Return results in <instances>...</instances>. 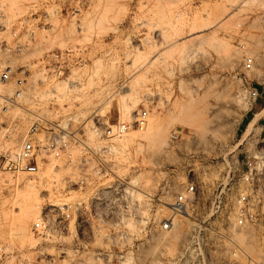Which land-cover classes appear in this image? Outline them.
<instances>
[{
    "label": "rangeland",
    "instance_id": "obj_1",
    "mask_svg": "<svg viewBox=\"0 0 264 264\" xmlns=\"http://www.w3.org/2000/svg\"><path fill=\"white\" fill-rule=\"evenodd\" d=\"M23 18L33 40L3 57L32 63L43 51L58 48H71L79 57L67 78L34 86L52 118L88 127L93 119L130 122L146 111L143 127L129 128L119 140L116 172L160 195L161 171L172 170L168 184L174 186L159 197L163 203L154 204L149 217L157 222L168 212L164 203L188 177L198 183L188 218L178 215L165 231L154 223L151 239L142 232L129 246L109 250L106 240L90 239L88 248L112 251L108 260L91 263L169 260L186 249L198 223L205 227L199 242L207 264H264L260 227L237 231L243 241L234 234L244 257L215 251L210 229L218 184L229 181L236 156L241 159L254 147L249 135L264 137V0H0V26H5L0 40L10 42L11 25ZM21 34L24 38V30ZM247 57L252 59L248 69ZM248 88L258 91L257 98L248 96ZM57 165L35 179L0 174V264H42L48 253L54 255L49 264H65L60 258L70 240L42 239L32 229L50 203L81 197L69 189V170L63 162ZM29 188L38 196L37 216L35 205L18 196Z\"/></svg>",
    "mask_w": 264,
    "mask_h": 264
},
{
    "label": "built area",
    "instance_id": "obj_2",
    "mask_svg": "<svg viewBox=\"0 0 264 264\" xmlns=\"http://www.w3.org/2000/svg\"><path fill=\"white\" fill-rule=\"evenodd\" d=\"M27 23V18L18 19L10 28L11 41L0 40V174L35 179L47 166L63 162L69 170L66 176L69 189L81 194L75 201L49 204L32 223L35 234L42 239L68 238L70 248L60 258L65 264H92L91 259L108 260L112 251L108 254L101 247L88 248L90 239L106 240L110 250L121 243L133 245L141 239L142 232L151 239L154 223L160 230H170L178 215L188 213L198 184L194 176L188 177L172 200L164 203L168 212L159 221L149 217L153 205L163 203L159 197L174 186L168 184L172 170L161 171L160 195L143 191L116 172L119 140L129 128L143 127L146 111L136 114L130 122L105 124L93 119L88 127L85 123L74 125L69 118H52L47 112L49 107L34 94V86L49 79L67 78L79 57L71 48L45 50L32 63L16 64L3 57L29 46L33 30L28 29ZM0 28L5 30V26ZM251 63L252 59L247 57L244 65L248 69ZM247 93L252 100L258 96L254 88H248ZM249 139L254 147L244 150L241 159L236 156V167L226 184H218L220 190L214 195L210 210L214 250L231 256L244 257L234 240L237 231L247 227L264 230V137L249 135ZM222 192L227 196L223 201ZM139 195L147 198L146 204ZM195 224L186 249L156 264H207L199 242L205 227ZM48 254L49 257L40 259L42 264L54 262V255ZM3 255L0 251V259Z\"/></svg>",
    "mask_w": 264,
    "mask_h": 264
},
{
    "label": "bare ground",
    "instance_id": "obj_3",
    "mask_svg": "<svg viewBox=\"0 0 264 264\" xmlns=\"http://www.w3.org/2000/svg\"><path fill=\"white\" fill-rule=\"evenodd\" d=\"M262 112H264V108L262 109V111H261V113ZM260 115V114H259ZM140 135V134H139ZM47 169V168H46ZM50 170H52V169H50ZM33 186H35V185H33ZM36 188V187H35ZM28 192V193H27ZM18 196H20V199H21V201L23 202V203H33V205H35V207H36V212H35V215L37 216L38 215V212H39V209H40V206H38V196H37V193L35 192V190L34 189H28V190H26L25 192H23L22 194H19ZM50 205L51 206H56L57 205V203H50ZM182 216L183 217H185V218H188L189 217V215H188V213H186V212H184L183 214H182ZM22 228H23V224H22V222H19V224H18V229H19V231L20 230H22ZM173 228V227H172ZM238 236H240L238 233H237V239L239 240V241H243L244 240V237L243 236H240V239H239V237Z\"/></svg>",
    "mask_w": 264,
    "mask_h": 264
}]
</instances>
